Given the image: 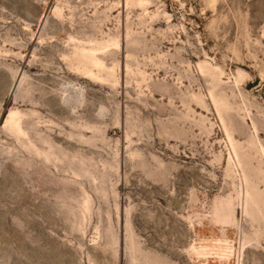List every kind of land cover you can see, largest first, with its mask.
<instances>
[{
    "label": "rangeland",
    "instance_id": "rangeland-1",
    "mask_svg": "<svg viewBox=\"0 0 264 264\" xmlns=\"http://www.w3.org/2000/svg\"><path fill=\"white\" fill-rule=\"evenodd\" d=\"M0 264H264V0H0Z\"/></svg>",
    "mask_w": 264,
    "mask_h": 264
}]
</instances>
